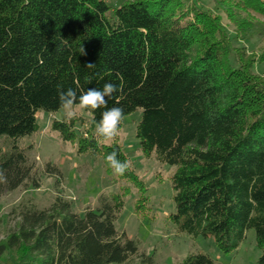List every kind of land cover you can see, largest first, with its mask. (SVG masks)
<instances>
[{
    "label": "trees",
    "instance_id": "1",
    "mask_svg": "<svg viewBox=\"0 0 264 264\" xmlns=\"http://www.w3.org/2000/svg\"><path fill=\"white\" fill-rule=\"evenodd\" d=\"M231 1L264 15V0ZM176 3L135 0L111 12L104 0H0V167L8 177L0 198L27 183L40 187L30 147L19 143L39 131V111L61 110L58 87L79 97L111 82L119 91L107 108L88 123L56 120L52 130L64 142L78 141L81 153L106 162L116 151L127 161L119 177L138 188L139 213L146 183L118 139L100 144L95 128L107 109L121 107L125 117L142 109V154L176 168L172 221L189 235L215 238L224 253L254 230L264 264V78L252 57L232 52L214 18ZM80 126H87L82 134ZM46 171L60 173L51 165ZM128 192L101 194L83 215L64 196L47 208L22 201L12 209L19 223L0 242V260L8 254L11 264H128L137 257L155 264L140 255L139 240L116 228ZM181 264L217 263L199 253Z\"/></svg>",
    "mask_w": 264,
    "mask_h": 264
},
{
    "label": "rangeland",
    "instance_id": "2",
    "mask_svg": "<svg viewBox=\"0 0 264 264\" xmlns=\"http://www.w3.org/2000/svg\"><path fill=\"white\" fill-rule=\"evenodd\" d=\"M104 1L112 12L135 0ZM178 6L188 9L198 7L214 18L222 29L221 35L228 38L232 52H238L247 59L252 57L256 75L264 78V38L258 36V32H264V15L252 8L241 9L231 0H177L176 7ZM75 117L85 118L86 123L91 120V115L84 110H77ZM141 118L140 108L127 115L118 138V143L129 156L131 167L148 189L146 200L138 213L135 204L141 195L136 186L115 175L101 156L81 153L78 141L64 142L52 130L54 121L68 119L65 112L39 111V131L21 139L19 144L21 147H30L28 155L36 165L40 187L34 188L31 183H27L0 198V242L17 229L19 220L11 212L22 201L32 199L39 208H47L56 197L64 196L72 203L73 211L83 215L87 208L96 207L101 194H118L127 188L129 192L125 198V208L116 228L124 238L139 240L140 255L152 256L155 264H181L190 255L199 253L209 256L217 264H258L262 252L257 247L254 230L247 232L246 239L238 249L224 253L215 238L189 235L172 221L175 204L171 178L176 168L142 154L136 136ZM79 128L81 130L78 133L82 134L87 126ZM98 140L100 144H104L100 138ZM49 165L56 167L60 173L49 176L46 171ZM11 260L7 254L0 260V264H11ZM13 260L19 262L18 257ZM128 264L140 262L135 257Z\"/></svg>",
    "mask_w": 264,
    "mask_h": 264
},
{
    "label": "clouds",
    "instance_id": "3",
    "mask_svg": "<svg viewBox=\"0 0 264 264\" xmlns=\"http://www.w3.org/2000/svg\"><path fill=\"white\" fill-rule=\"evenodd\" d=\"M81 55H86L83 46L80 49ZM95 64L89 63L86 67H94ZM119 88L116 84L106 82L102 89L89 88L82 95L77 97V93L72 88L63 90L58 87V99L61 110L66 117L71 120L76 116L77 110H84L92 115L96 110L107 108L108 99L112 98ZM125 120V113L121 107H113L102 113V118L97 122L95 132L104 144L116 141L122 133V123ZM106 163L117 176H123L129 168L127 161L118 159L116 151L111 152L106 157ZM7 170L0 167V184H6L8 177Z\"/></svg>",
    "mask_w": 264,
    "mask_h": 264
}]
</instances>
